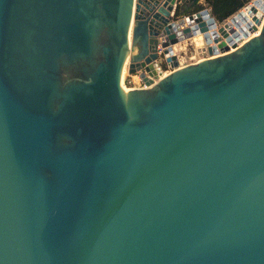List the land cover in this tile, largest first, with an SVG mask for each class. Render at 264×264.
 I'll return each mask as SVG.
<instances>
[{
    "label": "water",
    "instance_id": "obj_1",
    "mask_svg": "<svg viewBox=\"0 0 264 264\" xmlns=\"http://www.w3.org/2000/svg\"><path fill=\"white\" fill-rule=\"evenodd\" d=\"M191 2L0 0V264H264V0Z\"/></svg>",
    "mask_w": 264,
    "mask_h": 264
},
{
    "label": "trees",
    "instance_id": "obj_2",
    "mask_svg": "<svg viewBox=\"0 0 264 264\" xmlns=\"http://www.w3.org/2000/svg\"><path fill=\"white\" fill-rule=\"evenodd\" d=\"M196 1L197 0L191 2L192 10L187 9V11H185L186 13H192L202 8H207L211 17L218 22H222L250 0H203L206 7L196 4Z\"/></svg>",
    "mask_w": 264,
    "mask_h": 264
},
{
    "label": "rangeland",
    "instance_id": "obj_3",
    "mask_svg": "<svg viewBox=\"0 0 264 264\" xmlns=\"http://www.w3.org/2000/svg\"><path fill=\"white\" fill-rule=\"evenodd\" d=\"M184 44H181V48L180 46H178V50L175 52L177 55V59L179 58L180 60V65L183 64H189L194 62L195 60H198L206 57V53L204 51V45L202 44L201 40H200V44L197 43V41H191L189 42V40H186L185 42H182ZM201 57V58H200ZM165 69V67H162ZM126 74V73H125ZM124 74V75H125ZM128 87V86H126Z\"/></svg>",
    "mask_w": 264,
    "mask_h": 264
},
{
    "label": "crops",
    "instance_id": "obj_4",
    "mask_svg": "<svg viewBox=\"0 0 264 264\" xmlns=\"http://www.w3.org/2000/svg\"><path fill=\"white\" fill-rule=\"evenodd\" d=\"M195 3L198 4V5H201V6H203V7H206V6L204 5V1H203V0H197ZM187 9H188V10H192V5H191V3H189V4L187 5ZM171 12H172V11H171ZM234 13H235V12H234ZM231 15H232V14H231ZM231 15H230V16H231ZM230 16H229V17H230ZM229 17H227L226 19H228ZM226 19H225V20H226ZM190 40H191L192 42H193V41H195V42L197 41V43L200 44V40H201V39H196V40H195V39H194V40H193V39H190ZM190 40H189V42H190ZM183 42H185V41H183ZM181 44H184V43L181 42V43H178L177 45L180 46ZM180 48H181V46H180ZM206 55H207V54H206ZM206 57H207V56H206ZM200 58H201V57H200ZM198 59H199V58H198ZM195 61H197V60H195ZM195 61H194V62H195ZM178 62L180 63L179 58H178ZM181 65H185V64L182 63ZM164 67H165V69H169V68H167L166 65H165ZM161 69H162V68H161ZM167 71H168V70H167ZM167 71H166V72H167ZM125 75H127V74H125ZM126 77H127V79L130 80V84H129L128 87H130V88H139V87H142V86H143V82L139 79V77L137 76V74L127 75Z\"/></svg>",
    "mask_w": 264,
    "mask_h": 264
},
{
    "label": "bare ground",
    "instance_id": "obj_5",
    "mask_svg": "<svg viewBox=\"0 0 264 264\" xmlns=\"http://www.w3.org/2000/svg\"><path fill=\"white\" fill-rule=\"evenodd\" d=\"M259 32V28L257 27V29H256V32L254 31L253 33H251L250 34V37L251 36H254V35H256L257 33ZM193 40L195 39H201V37H200V35H197V36H195V37H193L192 38ZM243 41H246V38H244V39H242V41H241V43L243 42ZM240 43V44H241ZM239 44V45H240ZM173 49L175 50V51H177L179 48H178V45L176 44V45H174V47H173ZM234 48H229V51H232ZM126 73V70H125V67L123 66L122 68H121V71H120V77H119V82H120V87H122V88H124L126 91L128 90V87H126V85H124L123 83H122V80H123V78H124V74ZM165 73H167L166 71H164L163 72V74H165Z\"/></svg>",
    "mask_w": 264,
    "mask_h": 264
},
{
    "label": "built area",
    "instance_id": "obj_6",
    "mask_svg": "<svg viewBox=\"0 0 264 264\" xmlns=\"http://www.w3.org/2000/svg\"><path fill=\"white\" fill-rule=\"evenodd\" d=\"M264 14H262V16H263ZM240 43H238L237 45H239ZM162 49L161 48H158V52H160ZM176 52V51H175ZM165 66V65H164ZM164 66H162V67H164ZM168 68V67H167ZM167 70H169V69H166V70H164V68H162V72H164V71H167ZM128 75V74H127ZM127 75H125L124 76V78H123V80H122V83L124 84V85H126V86H129V84H130V80L129 79H127ZM128 88H130V87H128Z\"/></svg>",
    "mask_w": 264,
    "mask_h": 264
}]
</instances>
